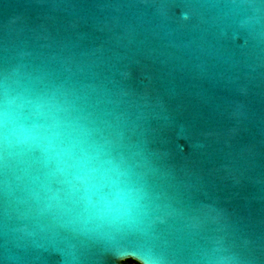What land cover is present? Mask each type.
<instances>
[{"label":"water","instance_id":"water-1","mask_svg":"<svg viewBox=\"0 0 264 264\" xmlns=\"http://www.w3.org/2000/svg\"><path fill=\"white\" fill-rule=\"evenodd\" d=\"M12 96L62 109L145 200L97 228L38 150L0 148V264H264V0H0Z\"/></svg>","mask_w":264,"mask_h":264},{"label":"clouds","instance_id":"clouds-1","mask_svg":"<svg viewBox=\"0 0 264 264\" xmlns=\"http://www.w3.org/2000/svg\"><path fill=\"white\" fill-rule=\"evenodd\" d=\"M62 111L48 101L5 98L0 101V148L38 150L85 223L97 228L136 223L144 210L143 189L120 164L103 158L87 132ZM120 264L147 261L127 255Z\"/></svg>","mask_w":264,"mask_h":264}]
</instances>
